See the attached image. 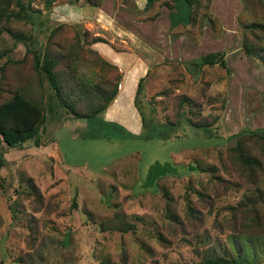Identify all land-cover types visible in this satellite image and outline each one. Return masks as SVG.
<instances>
[{
  "label": "rangeland",
  "instance_id": "rangeland-1",
  "mask_svg": "<svg viewBox=\"0 0 264 264\" xmlns=\"http://www.w3.org/2000/svg\"><path fill=\"white\" fill-rule=\"evenodd\" d=\"M191 1L186 25L172 0H0V103L45 115L38 146L0 150V264H264V136L229 139L264 129V68L240 44L264 0ZM222 51L225 69L197 64ZM34 55L78 112L118 82L113 120L74 117Z\"/></svg>",
  "mask_w": 264,
  "mask_h": 264
},
{
  "label": "trees",
  "instance_id": "trees-1",
  "mask_svg": "<svg viewBox=\"0 0 264 264\" xmlns=\"http://www.w3.org/2000/svg\"><path fill=\"white\" fill-rule=\"evenodd\" d=\"M157 0H145V9L150 8ZM173 8L179 11L182 9L186 10V19L185 23L188 25L191 23V16L193 14V2L191 0H172ZM46 7L51 6L53 0H44ZM20 10L18 13L14 14L15 18H24L21 13H25L21 4L18 5ZM0 14L6 15L5 11H1ZM175 14V15H174ZM178 12L170 13L169 19L170 24L172 26H177L179 23L174 19L175 16L178 17ZM180 14V12H179ZM244 31L242 35V39L240 40L241 48L244 53L249 57H254L259 60L261 64L264 66V58L260 55H256L252 51V45L249 43L250 41L247 39L246 31H249L253 36L255 29L264 32L263 24H251L242 26ZM35 68L41 71L46 80L49 83L50 88L55 92L56 97L61 102L62 106H64L74 117L78 119H82L85 121L93 120L97 117L99 113L104 112L109 105L115 99L118 93V82L113 87L112 92L109 95H106L104 91H102V106L96 109H83L81 112H78L76 107H73L66 103V101L62 100L60 93V86L58 84L56 74L54 73V64L52 60H49L46 56L40 59L37 55H34ZM196 64V63H195ZM197 64L200 66H214L218 65L221 68H226L225 63V53L217 52L210 53L200 57L197 61ZM119 79V76H117ZM140 85L138 86L136 95L140 94ZM136 100V99H135ZM77 101V99H75ZM137 105V104H136ZM143 117V114L140 112ZM144 120V118H142ZM45 121V115L43 110L27 98H25L21 93L15 92L11 94V97L0 103V150L2 146L7 148H20L24 143L30 140H34V144L38 146L36 135L38 133L39 127ZM144 122V121H143ZM204 127V126H203ZM248 134L249 136H264V129H256L249 130L244 129L239 133L232 135L229 139L240 138L243 135ZM5 164V159L0 151V166ZM34 191H37L36 187H32ZM224 262L230 264H236L235 261H227L222 260Z\"/></svg>",
  "mask_w": 264,
  "mask_h": 264
},
{
  "label": "crops",
  "instance_id": "crops-1",
  "mask_svg": "<svg viewBox=\"0 0 264 264\" xmlns=\"http://www.w3.org/2000/svg\"><path fill=\"white\" fill-rule=\"evenodd\" d=\"M261 65H262V64H261ZM262 66H263V65H262ZM263 68H264V66H263ZM120 85H121V84H120ZM119 89H120V87H119ZM119 89H118V91H119ZM111 104H114V105L116 106V105H117V102H114V101H113ZM111 104H110V105H111ZM120 104H121V103H120ZM117 106H119V105H117ZM118 108H119V107H118ZM118 108H117V109H118ZM108 110H110L109 107L105 110V112L108 111ZM115 110H116V107H114L113 110H110V111L107 112V113L104 112L105 114H103V112H102V114H100V115H103V118H104L103 120L106 121L105 123L109 122V119H112V117L110 118V117H108V116H109L110 113H111L112 115H114ZM112 120H113V119H112ZM111 122H112V121H111ZM111 122H110V123H111ZM61 161H62V160H61Z\"/></svg>",
  "mask_w": 264,
  "mask_h": 264
}]
</instances>
